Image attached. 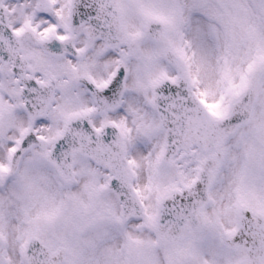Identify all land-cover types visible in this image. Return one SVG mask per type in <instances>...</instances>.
I'll return each instance as SVG.
<instances>
[{"label":"snow or ice","instance_id":"snow-or-ice-1","mask_svg":"<svg viewBox=\"0 0 264 264\" xmlns=\"http://www.w3.org/2000/svg\"><path fill=\"white\" fill-rule=\"evenodd\" d=\"M0 264H264V0H0Z\"/></svg>","mask_w":264,"mask_h":264}]
</instances>
